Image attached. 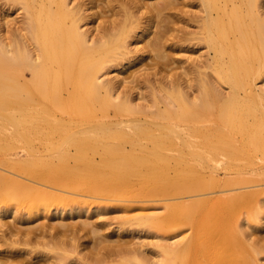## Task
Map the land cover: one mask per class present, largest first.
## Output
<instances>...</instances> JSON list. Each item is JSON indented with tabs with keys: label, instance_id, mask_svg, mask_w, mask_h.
<instances>
[{
	"label": "bare ground",
	"instance_id": "1",
	"mask_svg": "<svg viewBox=\"0 0 264 264\" xmlns=\"http://www.w3.org/2000/svg\"><path fill=\"white\" fill-rule=\"evenodd\" d=\"M76 1L0 0L1 13L23 14L15 27L0 19V217L10 212L30 221L83 215L84 207L104 208V201H159L163 212L142 214L136 222L168 235L151 243L157 261L143 247L109 236L105 245L96 241L87 257L84 252L85 264H260L264 236L254 239L249 230L263 227L264 188L217 196L209 191L222 192L236 181L220 177L214 165L220 156H243L251 172L264 175V0H197L200 25L195 32L184 29V36L171 33L169 19L188 13L181 0H110L111 16L98 10V0ZM190 34L198 35L192 38L205 44L208 55L169 73L181 65L168 71L167 41H191ZM151 53L150 71L123 74L147 63ZM112 70L117 74L109 77ZM136 93L145 101H136ZM184 195L197 197L179 200ZM61 220L33 221L37 226L24 233H102V224L91 220ZM6 223L0 229L9 228L11 236L16 228ZM184 226L189 235L172 240L169 235ZM61 240L65 252L74 244ZM61 254L58 264H67L69 255Z\"/></svg>",
	"mask_w": 264,
	"mask_h": 264
},
{
	"label": "rangeland",
	"instance_id": "2",
	"mask_svg": "<svg viewBox=\"0 0 264 264\" xmlns=\"http://www.w3.org/2000/svg\"><path fill=\"white\" fill-rule=\"evenodd\" d=\"M78 1H80V2H83V1H85V0H77L76 1V3L78 2ZM121 1V0H120ZM120 1H118V0H114V2H116L117 4H119L120 5ZM186 2V4L187 5H185V2ZM196 1V2H195ZM86 2H88L87 0H86ZM111 1L110 0H98L97 1V3H99L100 5H98V10L100 11L101 9H108L107 8V4H109V5H111V4H114V2L113 3H110ZM144 2H154L153 0L152 1H147V0H145ZM180 2V4L182 5L183 3V5L184 6H180V7H183L184 9H186L187 11H188V13L187 12H185V14H184V12H182L183 13V15H185V16H183L182 15V13L181 12H179L180 14H178L177 15V17H175V15H173L172 17H170L169 19H171V21H172V23H170V25L172 24V28L174 29V30H172V32L171 33H173V35H175V33L174 32H176V33H178V35H180L181 36V34H183V36H184V33H183V31H184V29H185V31H188L189 32V30L191 31V32H195L196 31V29H198L197 27H199V25L200 24H198L199 22V18H198V16H195L196 14H197V12H198V15L200 14L199 13V10H200V8H199V6H197L198 5V3H197V0H181V1H179ZM183 2V3H182ZM194 2V3H193ZM196 3V4H195ZM117 4H115L116 6H117ZM103 6H105V7H103ZM101 7V8H100ZM103 7V8H102ZM118 7V6H117ZM105 9H104V11H105ZM179 11H181V10H179ZM2 12V10L0 9V19H2L3 18V21H2V23H5L6 25H7V22H8V24H10L11 26H18V24H19V22H21V20H23V14H22V12L21 13H18V11L17 12H13L12 11V14L10 15V16H7V13H1ZM186 13H187V15H186ZM194 13V14H193ZM111 14H112V12L108 9V10H106L105 12H104V15L106 16V15H110L111 16ZM180 15L182 16V18L180 17ZM190 16V15H192L193 16V18L195 19V20H186V19H188V18H192V16H190V17H188L187 18V16ZM174 17V18H173ZM185 17V18H184ZM196 17V18H195ZM105 18V17H104ZM103 17H101L96 23H95V25H97V24H99L103 19H104ZM175 18H177V21H175V23L173 22L174 20H175ZM197 19V20H196ZM178 20H179V23H177L178 22ZM181 21V22H180ZM186 22L188 23V24H186ZM176 24V25H175ZM142 25H144V24H142ZM90 27H93L94 26V23H91L90 25H89ZM163 28V27H162ZM179 28H180V30H182V28H183V30L182 31H179ZM156 29V27H154L153 28V30L154 31H158L157 29ZM178 30V31H177ZM177 35V34H176ZM152 36V35H151ZM191 36V37H190ZM196 36H198L197 34H190L189 36H187L188 38H191V41H190V39L189 40H187V41H183V42H181V44H180V40L179 41H177L176 40V42H174L175 40H171V38H174V36H170V40L169 41H167V43H166V47H170L171 46V48H166L165 47V50H169L168 52L166 51V53H168V55L170 56V58H171V64H170V66L173 64V63H176L175 65H177V66H180V67H175L174 68V66L172 65L171 66V68L170 67H168L169 69H168V71L169 70H172V68H174L175 69V71H170L169 73H175V72H179V71H182V66L184 65V66H189L188 64H192V62L194 61V59L195 58H198V56H199V58L198 59H201L200 58V56H202L203 55V57L202 58H205L206 57V54L208 53V48L205 46V44H203V43H200V44H197L198 43V40L197 39H193L194 37ZM193 37V38H192ZM193 39V40H192ZM132 40H134V39H132ZM168 42H170L169 44H168ZM173 42V43H172ZM175 43H176V46H174V47H172L173 45H175ZM179 44V46H178V44ZM142 43H140L139 45H141ZM203 44V45H202ZM139 45H137V46H139ZM201 45V46H200ZM130 48L133 50V51H135V48L137 49L138 47H136V44L135 43H132L131 44V46H130ZM207 49V50H206ZM134 52H132V54H133ZM150 55H153L154 56V53H151V54H149V56H148V60H147V63H146V59L145 60H142V61H140V62H138V63H135L134 65H132L130 68H129V70H128V72L127 71H125V73H123V74H125L126 75V73H130V72H133L134 73V71L135 72H138V71H140V72H138L136 75H140V73L141 74H143V72L145 71V72H148V71H150L149 69H147V66L151 63V61L153 62V60L151 59L153 56H150ZM208 55V54H207ZM173 57H175V58H173ZM175 59V60H174ZM177 59V60H176ZM183 61V62H182ZM148 62H150V63H148ZM182 62V63H181ZM145 64V65H144ZM146 64H148V65H146ZM151 65H152V63H151ZM144 66H146V67H144ZM144 68V69H143ZM139 69H142V70H139ZM131 70V71H130ZM133 70V71H132ZM152 71V70H151ZM144 72V73H145ZM197 73V72H196ZM195 72L193 73V74H190V75H188V78H193V77H196L197 75H198V73L196 74ZM117 74V70H112V73L109 75V77H113L114 75H116ZM122 74V75H123ZM195 75V76H194ZM190 76V77H189ZM193 76V77H192ZM130 79V78H129ZM134 85V84H133ZM148 86H147V88L144 90V89H140V90H138V91H143V93L146 91V93H148V91L150 90L149 88V85H151V83H148L147 84ZM149 89V90H148ZM221 89L223 90V92H225V93H228L229 91H230V88L229 87H221ZM136 95V101L138 100V102L140 101V102H144L145 100L144 99H142V93L141 94H139V93H136L135 94ZM36 142V141H35ZM36 143H38V140H37V142ZM21 145V144H20ZM26 152V155H27V151H25ZM24 153V152H23ZM25 154V153H24ZM28 154H29V152H28ZM261 155V154H260ZM259 155V156H260ZM262 156V155H261ZM260 156V157H261ZM223 157V158H225L224 160H223V158H222V162H221V158ZM219 158H218V161H220L219 163H218V161H216L215 163H214V165H216V167L218 166V167H220L218 170H219V172H218V170H217V172L219 173V175H220V177L221 178H226V179H228V177H229V179H235L236 181H235V183L234 184H232V185H230L229 187L227 186L226 187V189L224 188L223 190H222V192H219L220 191V189H218L217 191H209L210 193H213L212 195L213 196H217V195H220V194H235V193H241V192H250L251 190H253V191H255V190H261V189H263L264 188V175L263 174H261L260 172L261 171H259V173L262 175V176H257L258 174H257V172H256V174H255V172L253 173V172H251L250 171V169H248L247 168V161H246V159L243 157V156H238V157H236L235 159L234 158H232V159H229L228 160V157H225V156H220ZM226 158H227V161H226ZM234 160V161H233ZM264 160V159H263ZM226 161V162H225ZM229 161V162H228ZM259 161V160H258ZM261 162H262V160H260ZM258 162L259 164H263V163H261V162ZM233 162V163H232ZM264 162V161H263ZM226 163H229V164H226ZM226 164V165H225ZM227 166V167H226ZM246 168V170H245V168ZM263 166V165H262ZM243 168V169H242ZM243 170V171H246L245 173H240L239 171L240 170ZM248 169V170H247ZM251 173H253V174H251ZM262 173H263V170H262ZM240 179H243V181H239ZM238 180V181H237ZM207 193V194H206ZM204 192V196L203 195H199V197L198 198H206V196L207 197H213V196H211V194L209 195V193L208 192ZM67 195V194H66ZM209 195V196H208ZM197 197V196H196ZM196 197L195 196H190V195H184V196H180L179 198V200H188V199H196ZM261 197H263V194H262V196ZM87 200L89 199H91V200H93L92 198H89V197H85ZM264 198V197H263ZM136 201H135V200ZM132 201H131V203H129L130 201H128V202H124L122 205L121 204H118V205H113V204H109V206L108 205H104V203L105 202H108V201H104V203H102L103 204V206L102 207H104V208H98V207H96V205L95 204H92L91 206H90V209H89V206H87L88 207V209L89 210H87V207L85 208L84 207V214L82 215V214H78V213H72V214H69V215H67L68 213H66L64 216L67 218V220H66V218L65 217H59L58 215L57 216H51L50 218L49 217H46L45 215H38V216H36V217H34L32 220H27V219H23L22 218V220L21 219H19V218H14V216H12V215H14V214H10V212H6L4 215H2L1 217H0V220H2V221H0L1 223H5V222H8V223H6L7 225L8 224H10L11 223V226H13V228L15 227L16 229H14V231L15 232H13L14 234H12L11 236L10 235H8V234H10L11 233V231H9V228H7L6 229V227L4 228H2L3 230H5V231H3L2 229H0V236L1 237H3V238H1L0 237V243H1V245H0V259L2 260V262H0V264H3V262H5L4 264H17V262H18V264H22L21 262H23V264H24V262L26 263V264H28V262L31 264L32 262L34 263H36V262H38V263H36V264H58L59 262H61L62 263V259H60V258H62V256H60V253H62L61 255H63V254H66V255H69V256H67L66 258V262L67 261H69V262H67V264H70L71 262H72V264H85V262H84V260L86 261L87 259L85 258V257H87L89 254H87V253H89L90 251V249L91 248H93L94 247V244H95V242L97 241V242H102L103 244H101V245H105L106 243H107V241H108V238H109V236H110V238H114L115 239V237L117 238V240L119 239V241L121 240V242L124 244H126V242L128 243V244H126V245H130V247H133V248H135V247H143L144 248V250H145V253L148 255V257L151 259V257L153 258L152 260L155 262V261H157L158 260V250L157 249H154L153 248V246L151 245V243L152 242H154V241H157L158 240V238H164L165 236H168V235H162V234H160L159 232H157L156 233V231H154V229L153 228H149V227H147V226H145V228H143L144 226H142V225H139V224H137L138 223V216H140V215H142V214H146V213H161V211L163 212L164 211V209H162L163 207V202H159V201H146V202H144V201H142V202H140V201H138V199H136V198H134ZM150 199V198H149ZM153 199V198H152ZM97 201H100V199H98ZM138 201V202H137ZM160 204H161V206H160ZM5 205V204H4ZM159 205V206H158ZM7 206V205H6ZM95 206V207H94ZM112 206H114V207H112ZM108 207V208H107ZM160 207V208H159ZM89 211V212H88ZM74 214V215H73ZM85 214L87 215V216H85ZM79 215V216H78ZM245 215H247V214H245ZM71 216V217H70ZM75 216V217H74ZM77 216V217H76ZM90 216V217H89ZM52 218V219H51ZM54 219V220H53ZM57 219H59V220H63V221H68L67 223H73L74 225L75 224H79L81 221L83 222V220H85V221H89V220H91V222H95V224H102L101 225V227H102V233L101 234H95L94 233V235H96V237H94L93 236V232L90 234V233H88V236L86 235L87 233H85L84 231L82 232V230H78V232H81V233H79V234H77L76 232H77V230H74L73 231V233H71L70 231H67V233H68V235H66L65 233V236H68V237H64V234L63 233H59V234H57V237L55 236V229H52V228H50V230L49 231H46L47 233H41L40 231H38L37 232V238H36V236H35V234H34V237L36 238V239H38V240H32V239H35L34 237H32L31 236V234L30 235H26V233H24L26 230H28L29 229V227L31 226V227H33V225L35 224V223H37V222H39V223H41V222H46V223H49L50 224V222H51V224H53V223H55L56 222V224L57 223H59V220H57ZM88 219V220H87ZM129 219V220H128ZM136 219H137V221H136ZM246 218H242L241 219V222L243 223V224H245L244 226H247L248 224H251V223H249V221L246 219ZM56 220V221H55ZM61 220V221H62ZM33 221L35 222V223H33ZM130 221H132L133 223H131ZM53 222V223H52ZM97 222V223H96ZM137 222V223H136ZM0 223V224H1ZM38 223V224H39ZM69 223V224H70ZM131 223V224H130ZM104 224V225H103ZM106 224V225H105ZM6 225V226H7ZM139 225V226H138ZM35 226H37L36 224H35ZM28 227V228H27ZM185 228L183 229V228H181V230L179 229L177 232H175L174 234H170L169 236H171L172 238H173V236H175L174 237V239H172V240H175V239H178V238H182L183 236H185V235H187L188 233H190V231H189V227L188 226H184ZM249 227V229L251 228L249 225L246 227V228H248ZM27 228V229H26ZM106 228V230L104 231V229ZM119 228V229H118ZM189 228V229H188ZM24 231H23V230ZM26 229V230H25ZM75 229H77V228H75ZM116 229L117 230H119V231H116ZM248 229V230H249ZM22 230V231H21ZM9 231V232H8ZM19 231V232H18ZM21 231V232H20ZM251 231V232H250ZM8 233V234H5V233ZM57 232V231H56ZM249 232L252 234V237H254V239H256V237L257 236H264L263 234H264V224H263V227L261 226V227H253V229L251 228L250 230H249ZM21 233H23V234H21ZM58 233V232H57ZM75 233H76V235H75ZM62 234V236H60ZM85 234V235H84ZM90 234V235H89ZM103 234H105V235H103ZM108 234V235H107ZM158 234H160V235H158ZM5 235V236H4ZM32 235H33V233H32ZM92 235V236H91ZM101 235V236H100ZM108 237H107V236ZM189 235V234H188ZM9 236V237H8ZM58 236H59V238H58ZM97 236L100 238H98L97 239ZM102 236H104L103 238H102ZM158 236V237H157ZM29 237H31L30 239H27V238H29ZM59 240H61L62 238H63V240H61L62 242L63 241H65L66 240V238H67V243L68 244H72V242L74 241V244H72V246L70 247V246H68L67 245V248L69 247V250L67 251L68 253L69 252H71L72 253V255L69 253H67V252H65L64 250L65 249H63L65 246L63 245L64 244V242L62 243V247L60 246V245H58L57 244V242H59L58 240H57V242H55V244L54 243H52V239L54 240H56V238ZM91 237V238H90ZM102 238V239H101ZM106 238V239H105ZM2 239V240H1ZM19 239V240H18ZM69 239H70V241H72V242H70L69 241ZM92 239V240H91ZM94 239H96V240H94ZM4 240H5V242H4ZM18 240V241H17ZM21 240H22V244H20V242H21ZM24 240H25V242H24ZM32 240V241H31ZM50 240V241H49ZM104 240H106V241H104ZM171 240V241H172ZM12 241H13V244H12ZM17 241V242H16ZM27 241V242H26ZM29 241V242H28ZM30 241L32 242V245H30ZM40 241H41V243H40ZM48 241V243L46 244V242ZM60 241V242H61ZM77 241V242H76ZM85 241H88L87 243H83V242H85ZM16 242V243H15ZM39 242V243H38ZM79 242V243H78ZM82 242V243H81ZM89 242H93L92 244L91 243H89ZM16 244V246H12V245H15ZM26 243V244H25ZM34 243V244H33ZM36 243V244H35ZM25 244V245H24ZM29 244V245H28ZM41 244V245H40ZM54 244V245H53ZM79 244H81V245H79ZM84 244H88V247H87V245H84ZM89 244H90V246H89ZM57 245V247L59 248H53V250H51L50 248V246H56ZM73 245H77V246H80L79 248L77 247V249L74 247V249H76V250H74L73 249ZM10 246H12V248L10 247ZM10 247V248H9ZM14 247V248H13ZM46 247V248H45ZM49 249H48V248ZM61 247V248H60ZM86 247V248H85ZM70 248H72V249H70ZM13 249H14V251H13ZM16 249V250H15ZM21 251H20V250ZM88 249V250H87ZM18 250V251H17ZM27 250V251H26ZM28 250H29V252H28ZM47 250H49V251H47ZM71 250H73V251H71ZM24 251H25V253H24ZM89 251V252H88ZM32 252H33V254H32ZM44 255H42L41 253ZM60 252V253H59ZM84 252H86V255H85V253ZM28 254V255H27ZM38 254V255H37ZM41 254V255H40ZM264 254V253H263ZM32 257H31V256ZM36 255V256H35ZM85 255V257L83 258V256ZM3 256H6V257H3ZM11 256V257H10ZM35 256V257H34ZM64 256V255H63ZM80 256H82V257H80ZM158 256V257H157ZM264 255H262L261 257H263ZM8 257H9V259H8ZM13 257H15L14 259H13ZM34 257V258H33ZM7 258V259H6ZM12 258V259H11ZM20 259V260H17L16 262L14 261V260H16V259ZM26 259L25 261H24V259ZM55 258H59V259H55ZM157 258V259H156ZM82 261H81V260ZM156 259V260H155ZM160 259V258H159ZM161 259H163V257L161 256ZM6 260H9L8 261V263H6L7 261ZM21 260H23V261H21ZM49 260V263H47V261ZM56 260H58V262H54V261H56ZM71 260V261H70ZM21 261V262H20ZM14 262V263H13ZM43 262H45V263H43ZM87 262V261H86ZM259 262V261H258ZM32 263V264H33ZM34 263V264H35ZM60 263V264H61ZM64 263V262H63ZM163 263L164 264H166L167 262H165V261H163ZM260 263V262H259ZM160 264H162V262L160 263ZM170 264V263H169Z\"/></svg>",
	"mask_w": 264,
	"mask_h": 264
},
{
	"label": "snow or ice",
	"instance_id": "3",
	"mask_svg": "<svg viewBox=\"0 0 264 264\" xmlns=\"http://www.w3.org/2000/svg\"><path fill=\"white\" fill-rule=\"evenodd\" d=\"M260 264H264V257H261Z\"/></svg>",
	"mask_w": 264,
	"mask_h": 264
}]
</instances>
